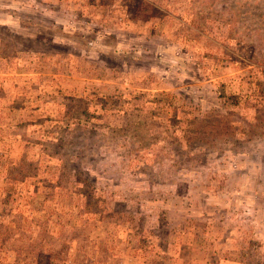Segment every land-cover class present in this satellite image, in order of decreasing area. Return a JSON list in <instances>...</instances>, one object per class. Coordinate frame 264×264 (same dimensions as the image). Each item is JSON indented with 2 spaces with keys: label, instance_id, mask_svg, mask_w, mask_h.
<instances>
[{
  "label": "rangeland",
  "instance_id": "1",
  "mask_svg": "<svg viewBox=\"0 0 264 264\" xmlns=\"http://www.w3.org/2000/svg\"><path fill=\"white\" fill-rule=\"evenodd\" d=\"M0 264H264V0H0Z\"/></svg>",
  "mask_w": 264,
  "mask_h": 264
}]
</instances>
